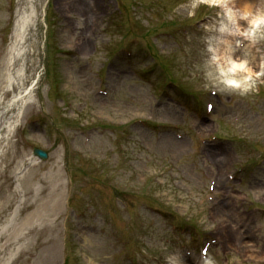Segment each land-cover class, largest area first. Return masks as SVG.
<instances>
[{
  "label": "rangeland",
  "instance_id": "rangeland-1",
  "mask_svg": "<svg viewBox=\"0 0 264 264\" xmlns=\"http://www.w3.org/2000/svg\"><path fill=\"white\" fill-rule=\"evenodd\" d=\"M7 1L0 0V116L4 114L0 125L19 124V131L12 141L18 143L10 164L0 163V226L15 214L8 228L0 232V257L5 259L12 247L21 245L23 251L15 264H64L66 255L71 258L72 247L81 264H132L131 260L135 264H158V260L173 264L176 258L185 257L186 246L194 251L191 261L196 263L199 238L206 237L219 238L210 247L206 264H264V24L253 31L248 43L241 42V49L235 38L240 60L251 62L252 75H260L246 82L248 91L241 94L220 83L217 69L224 64L211 60L213 51L208 49L219 45L215 31L219 23L232 26L229 15L238 10L228 8L231 0H223L220 3L225 5L214 9L200 0H159L163 7H170L165 15L162 7L150 10L152 0L144 1L142 18L147 21L134 29L139 35L175 16L196 20L208 16L206 22L188 30L194 39L183 49L168 36L162 38L166 41L163 50L169 54L165 63L172 61L174 52L180 54L183 60L177 70L193 78L191 85L200 94L219 92L214 113L206 116L195 109L186 90L190 84L168 89L158 98L161 89L154 82L160 76L143 75L146 62L151 63L147 52L101 72L99 63L106 56V52L101 54L102 44L117 30L110 0H92L94 8H84L85 15L83 10L73 15L70 0H15L18 23L31 19L23 28L11 71L4 46L12 21ZM50 6L56 7L54 17L61 25L57 45L56 30L50 25L51 49H47L43 18L46 13L53 15ZM242 29L250 30V22ZM87 32L90 37L85 36ZM197 33L201 35L196 37ZM86 39L87 48L81 44ZM94 44L97 51L92 56ZM146 44L143 38L136 42L141 48ZM56 46L68 55L60 56L53 50ZM49 52L53 58L49 63L58 64V82L64 83L58 95L52 90L57 81L53 86ZM117 53L115 46L113 56ZM68 64L69 75L65 71ZM100 76L106 79V86H99ZM245 77L244 73L233 76L243 81ZM256 83H262L260 95L253 89ZM100 90L110 91L105 96ZM139 121L160 127L149 128ZM175 126L183 127L178 134L190 144L170 147L167 138L174 139L169 131ZM202 127L206 128L204 139L215 132L222 139L192 143L191 133ZM1 131L2 135L6 132ZM241 138L245 143H240ZM34 145L48 153L46 162L33 158ZM8 149L11 146L3 141L0 152ZM245 160L258 166L249 169L251 175L243 171L240 176L236 168ZM208 162H215L219 171L208 168ZM234 174L240 178L228 180L227 175ZM18 183L20 190L15 193ZM213 185L214 202L210 203L207 191ZM223 200L231 205L230 224L246 240L248 246L243 249L223 247L231 241L230 233L212 211L216 208L213 203ZM154 209H166L183 218L185 225L178 223L185 232L173 231L166 224L168 219H160ZM24 222L27 228L16 242L13 233L18 230L19 234Z\"/></svg>",
  "mask_w": 264,
  "mask_h": 264
},
{
  "label": "clouds",
  "instance_id": "clouds-1",
  "mask_svg": "<svg viewBox=\"0 0 264 264\" xmlns=\"http://www.w3.org/2000/svg\"><path fill=\"white\" fill-rule=\"evenodd\" d=\"M254 23L256 25L264 24V18L257 19ZM217 71L220 83H222L226 88L240 90L241 94L248 91V85L245 81L233 78L234 74L238 72L248 71L243 62L236 63L230 61L225 65L219 67Z\"/></svg>",
  "mask_w": 264,
  "mask_h": 264
},
{
  "label": "bare ground",
  "instance_id": "bare-ground-1",
  "mask_svg": "<svg viewBox=\"0 0 264 264\" xmlns=\"http://www.w3.org/2000/svg\"><path fill=\"white\" fill-rule=\"evenodd\" d=\"M203 1H209V0H203ZM212 1H213V2H218V3H220V2H224L223 0H212ZM235 1H236V0H232V1L230 2V6L228 5V8H230V9H234V4H236ZM237 1H238V0H237ZM239 1H241V6H238L237 8H242L241 12H242L244 15H246L247 13H245L244 11H249V8H250L249 4H248L247 1H245V0H239ZM261 1H262V0H261ZM261 3H262V2H261ZM215 4H216V3H215ZM235 7H236V6H235ZM228 12H229V11H228ZM256 17H257V19L264 18V17H260V16H256ZM221 28H223V26H221ZM237 28H238V24H237ZM222 30H224V28H223ZM239 31H240V30H238V31H236V32H239ZM234 33H235V32H234ZM232 35H233V34H232ZM224 44L226 45V48H227V46L229 45L228 42H225ZM226 48H225V50H227ZM230 50H232V49L230 48ZM229 54H230L231 57L233 56V55H232V51H230ZM0 132H1V127H0ZM225 206H227V205H225ZM215 212H217L218 215H220V219H223L224 228L227 229V231L230 233L229 236L231 237V243L228 244V245H223V247H225L227 250H229V249H231V248H238L239 246H242V245H243V237H241V236L239 235V233H237V230H236V229H233V228L228 224V222H227V220H226V218H225L224 211L221 210V211L219 212V210H216V211H214V213H215ZM10 261H11V259H9L5 264H9Z\"/></svg>",
  "mask_w": 264,
  "mask_h": 264
}]
</instances>
